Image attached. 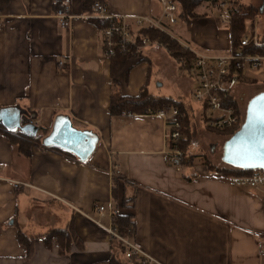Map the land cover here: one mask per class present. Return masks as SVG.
<instances>
[{
  "label": "crops",
  "instance_id": "obj_1",
  "mask_svg": "<svg viewBox=\"0 0 264 264\" xmlns=\"http://www.w3.org/2000/svg\"><path fill=\"white\" fill-rule=\"evenodd\" d=\"M98 1L121 15L162 9L160 0ZM90 7L85 0H8L0 7V109L16 106L24 124L51 130L58 115H68L100 136L83 163L55 148L34 147L26 157L0 132V264H128L117 240L124 244L110 232L115 213L133 215L131 241L160 264H264V187L233 184L198 162L186 170L175 164L161 114L110 115L112 61L99 22L80 17ZM61 9L78 16L70 27L60 25ZM207 14L185 19L188 41L181 42L226 55L229 30ZM153 54L175 70L164 47ZM138 60L116 76L124 94L149 84L148 66H136ZM115 166L122 178L111 174ZM71 221L83 247L62 253L46 235Z\"/></svg>",
  "mask_w": 264,
  "mask_h": 264
},
{
  "label": "trees",
  "instance_id": "obj_2",
  "mask_svg": "<svg viewBox=\"0 0 264 264\" xmlns=\"http://www.w3.org/2000/svg\"><path fill=\"white\" fill-rule=\"evenodd\" d=\"M8 0H0V7L4 5ZM85 0L87 6H91L88 13L93 12V4L97 1L95 0ZM184 7L180 10L179 20L186 18H197L204 16L205 13L200 14L198 9L201 8L203 4H208V6L216 7L222 1L228 4V11L231 15V22L228 25V30L230 34V52H239L243 50L244 53H259L264 54V46H256L254 44L248 47H243L241 41L243 37L248 33L249 25L254 23L256 18L264 20V0L259 4L250 2L249 0H183ZM219 19V18H218ZM90 20H97L100 27L103 29L106 26V21L102 19L90 18ZM140 36H147L152 43H157L163 46L171 59L176 61L181 68L187 69L188 72L191 69L192 63L195 59V54L189 49L185 48L183 43L173 37L169 32H164L158 30L154 27H142L139 30ZM260 42L264 43V32L259 33ZM142 57V52L137 55L133 54H123L118 53L115 56H111L112 67V92L110 96L109 113L111 116H121V115H143V114H156L160 110H172L177 108L182 115V138L171 145L172 148H179L184 154V161L182 164L194 165L198 157L201 155L190 154L189 150L192 144V116L194 112V106L192 102L186 98L184 95L173 97V96H159L152 94L149 90L147 84H145L137 95H127L123 93L121 83L116 79L117 74L126 66L128 60L137 59ZM247 81L245 77L241 83ZM264 90V89H263ZM202 110L200 114V119L206 123L205 129H210L218 134L225 135L226 137L232 136L236 131H238L244 122L245 112L242 111L239 100L232 96L228 100L224 101L225 106L232 105L236 108L237 114L240 117L238 124L231 128L224 129H212L207 123L211 116L208 115V106L205 103H201ZM49 128L40 127V131L35 137H28L24 135L20 130L9 131L3 127L0 123V132L6 135L11 142L17 147L19 152L26 156H32V151L34 147H42V149H47L43 145V139L50 133ZM62 151L72 157H77L75 154L62 150L60 148H55ZM204 163L207 167L216 173L224 174L226 176L232 175H247L252 171H246L243 169H237L231 167L225 163L221 166L213 164L210 160L205 158ZM117 179V178H116ZM113 194L116 196V184L114 185ZM130 200H124L123 204H127ZM113 230L123 237L132 238L135 231V221L133 220L132 214H118L115 213L113 216ZM19 240L21 243L29 247L30 238L23 232H19ZM55 240L59 245V250L62 253L70 251L72 244H75L79 248L83 247L82 240L75 231L74 223H71L65 228L53 229L46 235V241L51 242ZM128 264H145L143 260H139L138 256H133L129 258Z\"/></svg>",
  "mask_w": 264,
  "mask_h": 264
},
{
  "label": "built area",
  "instance_id": "obj_3",
  "mask_svg": "<svg viewBox=\"0 0 264 264\" xmlns=\"http://www.w3.org/2000/svg\"><path fill=\"white\" fill-rule=\"evenodd\" d=\"M161 12L157 15H121L109 11L107 5L101 1L93 4V12L86 13L80 17L87 19L96 18L106 21V26L102 29L104 53L107 57L115 56L118 53L138 55L143 49L152 44L147 36H140L139 30L142 27H154L158 30L168 32V27L177 24L180 10L184 7L183 0H160ZM219 11L218 18L222 23L230 24L231 15L228 11V4L225 1L216 5ZM78 17L64 10L57 12L60 25L70 27L72 20ZM1 26V23H0ZM257 30V29H256ZM252 30L242 39L243 47L251 44L264 46L259 40V32ZM170 33V32H169ZM185 48L195 54V59L189 71L190 78L195 83L193 98L208 106L212 111L208 126L214 129L231 128L238 124L240 117L234 106H225L224 101L235 96L236 87L247 76V66L252 69L264 66V54L229 52L226 55H210L201 53L189 45ZM64 61L59 62V67L66 68ZM158 114L164 116L167 125L166 138L169 144L173 145L182 138V115L177 108L172 110H160ZM172 160L175 164H182L184 161L183 152L175 147L172 148ZM114 177L122 178L121 170L115 166L111 169ZM229 180L233 184L264 187V169L254 170L247 175H232ZM26 185L16 182V186ZM78 210V209H77ZM100 213H105V206H99ZM110 232L116 236L127 247L126 256L131 258L138 256L145 264H160L151 256L142 252L130 237H123L113 229Z\"/></svg>",
  "mask_w": 264,
  "mask_h": 264
},
{
  "label": "water",
  "instance_id": "obj_4",
  "mask_svg": "<svg viewBox=\"0 0 264 264\" xmlns=\"http://www.w3.org/2000/svg\"><path fill=\"white\" fill-rule=\"evenodd\" d=\"M22 110L16 106L0 109V123L9 131L20 130L35 137L40 127L33 121L24 124ZM100 142L98 133L77 128L68 115H58L51 132L43 139L48 148H60L75 154L83 163L89 161ZM222 162L246 171L264 169V91L252 97L240 129L223 145Z\"/></svg>",
  "mask_w": 264,
  "mask_h": 264
},
{
  "label": "rangeland",
  "instance_id": "obj_5",
  "mask_svg": "<svg viewBox=\"0 0 264 264\" xmlns=\"http://www.w3.org/2000/svg\"><path fill=\"white\" fill-rule=\"evenodd\" d=\"M250 2L257 3V5L261 4L262 0H249ZM198 12L200 14L208 13V16H212L218 18L219 11L216 7L208 6L205 8H199ZM222 28H228V24L222 23L219 20ZM186 21L184 19H180L177 24H174L171 27H168V32L173 34L175 38L180 41L186 42L188 41L185 36L189 34L186 30ZM257 29V30H256ZM258 31L259 33L264 32V20L260 18H256L255 22L249 25L248 32ZM159 44L152 43L147 45V50L145 55L147 57H139L138 64L139 66L143 64V67L146 68L148 66V86L152 94L159 96H173L178 97L184 95L188 98L193 106L194 112L192 116L193 124H192V135L193 140L190 147V154H198L201 157H198L196 162L200 164H204L205 158L210 160L213 164L217 166L223 165L222 162V151L223 145L226 139L229 137L223 136L222 134H218L210 129H205L206 123L201 121L200 114L202 110V105L200 102L196 101L193 98V92L188 87V82L190 83V74L187 69L181 68L176 61L171 59L175 63V70H173L170 66L163 67L162 60L159 56L153 54V50L159 48ZM163 47V46H162ZM148 48L152 50V52L148 51ZM149 49V50H150ZM200 49V48H199ZM221 53H228L222 51ZM247 69V81L244 83H240L235 89L236 98L239 100L241 109L246 113L247 105L249 100L254 97L257 93L264 89V66L257 69H252L250 66L246 67ZM180 80V84H179ZM181 80H187V84H183ZM208 115L212 114L211 110H208ZM30 116V114H28ZM32 116V115H31ZM208 125V123H207ZM211 128V127H210ZM214 129V128H212ZM41 132V131H39ZM183 169L191 168L189 165H182ZM118 239V238H117ZM116 242V241H115ZM118 247L122 251V255L124 259L126 258L125 245L121 246V243L117 240Z\"/></svg>",
  "mask_w": 264,
  "mask_h": 264
}]
</instances>
